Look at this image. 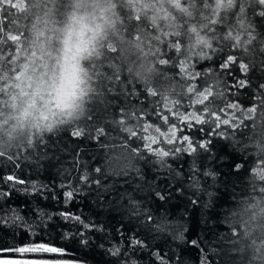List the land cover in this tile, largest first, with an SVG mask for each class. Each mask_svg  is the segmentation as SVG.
Wrapping results in <instances>:
<instances>
[{"label": "trees", "instance_id": "16d2710c", "mask_svg": "<svg viewBox=\"0 0 264 264\" xmlns=\"http://www.w3.org/2000/svg\"><path fill=\"white\" fill-rule=\"evenodd\" d=\"M114 2L119 24L84 62L80 107L41 131L15 126L13 85L25 64L51 69L54 59L30 60L32 31L43 21L49 56L59 55L70 0H0V209H18L0 224V249L43 241L67 253L25 255L66 264H264V0L219 11L216 0H183L190 16L173 10L156 26ZM70 175L77 194L66 205ZM61 212L92 225L86 241L65 236L79 225Z\"/></svg>", "mask_w": 264, "mask_h": 264}, {"label": "clouds", "instance_id": "9594fccd", "mask_svg": "<svg viewBox=\"0 0 264 264\" xmlns=\"http://www.w3.org/2000/svg\"><path fill=\"white\" fill-rule=\"evenodd\" d=\"M231 2L228 0L226 5L224 0H216V8L219 11ZM127 4L133 12L145 15L153 26L171 22L173 10L191 15L183 0H160L159 4L153 0H127ZM116 7L114 0H70L62 24L55 29L59 55L53 57L49 56V38L43 21L33 28L32 45L37 56L30 60L44 67L50 59L55 63L48 71L39 72L31 64H25L19 73L13 85L19 91L10 101L11 118L17 128L51 130L59 117L76 113L87 87L84 62L95 56L101 44L116 31L119 24ZM190 31L196 34L197 44H207L195 25Z\"/></svg>", "mask_w": 264, "mask_h": 264}, {"label": "snow or ice", "instance_id": "6c2138e0", "mask_svg": "<svg viewBox=\"0 0 264 264\" xmlns=\"http://www.w3.org/2000/svg\"><path fill=\"white\" fill-rule=\"evenodd\" d=\"M231 59L229 58L228 61H226L221 67L223 69H227L230 67ZM244 86V85H243ZM232 107H235V105H232ZM165 120H167V117H164ZM187 119V117H185ZM215 119L217 121L221 120V117L219 115L215 116ZM196 124H203L204 121L200 118H197L195 121ZM223 123H228L227 120H224ZM193 124H189L188 128H192ZM217 128L220 127V124L218 123L216 125ZM181 130V129H180ZM173 140L176 139V129L173 127L171 129ZM79 133H77L78 135ZM187 142L188 147L191 149V151H194L192 147V141L189 137V135L185 134L181 137V142ZM203 147V145H201ZM164 155H167V153H163ZM7 180H14L17 183H25V181L19 180V178L14 177L12 175H9L6 177ZM64 190V198H65V204L68 205L69 202L73 201L76 196V191L72 187V176L70 175L69 179L65 181L60 186ZM50 190V189H49ZM4 195H7L5 193ZM43 198L44 194H40ZM12 211L15 213L18 209L15 207L8 208L4 211V215H0V224H5L10 227L11 222L9 218L7 217V211ZM39 211V209H38ZM60 215L64 218L65 222H71L74 224H78L79 227L73 231L65 230V236H83V241H86L88 239V236L85 233V230L90 232L92 230V225L90 223H87L83 220V217L79 216L78 214L72 213V212H61ZM13 219L17 222V228L23 230L24 232L31 233L32 235L38 234V232H35L31 227L28 226V221L26 218H22L20 216H14ZM37 220L40 221V223L43 225V228L48 227L47 221L51 220V217L42 218L41 215H38L36 217ZM6 252H12L15 253L14 256L5 257L3 254ZM67 253L66 249H61L57 246H49L45 242H29L25 245L16 246L14 248H4L0 249V264H66L65 261L49 258L44 255H25V254H57V255H65Z\"/></svg>", "mask_w": 264, "mask_h": 264}]
</instances>
